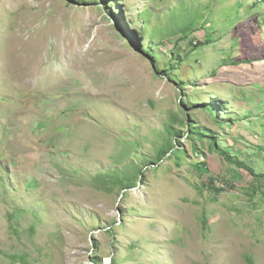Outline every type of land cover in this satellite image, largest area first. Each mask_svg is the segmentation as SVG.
Masks as SVG:
<instances>
[{
    "label": "rangeland",
    "instance_id": "1",
    "mask_svg": "<svg viewBox=\"0 0 264 264\" xmlns=\"http://www.w3.org/2000/svg\"><path fill=\"white\" fill-rule=\"evenodd\" d=\"M261 175L264 0H0V264H264Z\"/></svg>",
    "mask_w": 264,
    "mask_h": 264
},
{
    "label": "trees",
    "instance_id": "2",
    "mask_svg": "<svg viewBox=\"0 0 264 264\" xmlns=\"http://www.w3.org/2000/svg\"><path fill=\"white\" fill-rule=\"evenodd\" d=\"M206 42L209 43L208 40H206ZM213 147L215 148V146H213ZM219 153H220V155H221L226 161H228V162H232L231 158L228 156V154H227L226 152H219ZM236 164H237V163H236ZM239 165H243V164H239ZM246 169H248V171H249L250 173H253V171H252L251 168H249V167L246 166ZM261 177H264V175H261Z\"/></svg>",
    "mask_w": 264,
    "mask_h": 264
}]
</instances>
